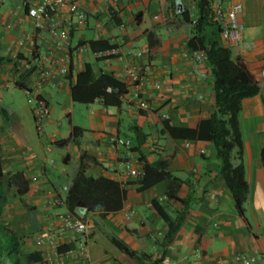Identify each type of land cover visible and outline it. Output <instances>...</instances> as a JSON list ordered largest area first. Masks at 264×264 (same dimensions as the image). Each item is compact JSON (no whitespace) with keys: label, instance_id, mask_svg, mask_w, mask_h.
<instances>
[{"label":"crops","instance_id":"crops-1","mask_svg":"<svg viewBox=\"0 0 264 264\" xmlns=\"http://www.w3.org/2000/svg\"><path fill=\"white\" fill-rule=\"evenodd\" d=\"M43 1L0 0L1 170L5 176L22 172L28 181L23 195L7 192L0 216L13 231L28 234L11 256L0 250V264H146L160 258L162 264H232L238 253L264 259V65L259 93L242 100L239 114L248 226L207 137L215 91L207 59L193 55L204 51L194 47L195 39L189 42L195 0H71L86 13L81 24L66 8L36 21L28 10ZM217 1L224 8L241 3L243 36L255 47L230 46L212 26L207 37L218 38L232 57L264 62V0ZM54 22L69 29L68 39L53 49L55 56L69 54V73L55 74L38 89L49 114L37 132L34 96L26 90L36 87L35 64L53 47L48 30ZM148 32L158 45H149ZM86 66L89 74L78 84ZM127 66L140 71L137 86L126 81ZM106 76L122 85L119 93H111ZM74 90L88 99L76 100ZM142 100L149 109L139 107ZM110 136L130 146L115 147ZM127 161L143 169L141 180L128 174ZM80 171L115 181L124 192L122 206L109 212L70 207L65 199ZM164 173L175 180L168 183ZM54 211L87 223L83 245L70 232L54 244L36 243L55 229ZM113 237L141 260L124 254Z\"/></svg>","mask_w":264,"mask_h":264},{"label":"trees","instance_id":"trees-1","mask_svg":"<svg viewBox=\"0 0 264 264\" xmlns=\"http://www.w3.org/2000/svg\"><path fill=\"white\" fill-rule=\"evenodd\" d=\"M197 7L196 22L192 24V36L189 40L206 54V59L211 67L215 91V109L206 121L208 138L214 144L216 157L219 160V172L224 178L234 199L238 215L249 226L244 214V202L248 194V184L245 179L243 155V142L239 127V114L241 102L244 98L257 95L260 91V80L263 61L249 62L241 55L231 56L230 50L223 46L218 38L207 37L206 27H215V33L221 31L217 21L213 19L212 8L209 0H195ZM153 32L147 33L149 45H158L159 40ZM89 67L78 75L77 83L87 78ZM106 82L113 88L112 94L119 93L122 85L116 80L105 77ZM103 94V93H102ZM92 95V94H91ZM73 96L76 100H85L82 95L77 97L75 90ZM203 123L200 124V128ZM75 131V130H74ZM234 150L238 163L234 164ZM261 161L264 166V143L261 149ZM164 176L171 183L175 180L168 173ZM11 190L16 195H23L28 190V181L22 172H15L5 176L1 170L0 160V216L7 201V192ZM123 190L119 185L108 178L85 177L80 171L66 196L67 204L72 208H81L84 212L103 210L109 212L122 206ZM170 197H175L173 191H168ZM177 225L170 227L164 237V242L169 241L176 232ZM28 231H13L7 224L0 222V250L7 256L18 251L21 239ZM113 243L128 257L141 260L136 251L130 249L123 241L112 238ZM146 264H162L161 258Z\"/></svg>","mask_w":264,"mask_h":264},{"label":"built area","instance_id":"built-area-1","mask_svg":"<svg viewBox=\"0 0 264 264\" xmlns=\"http://www.w3.org/2000/svg\"><path fill=\"white\" fill-rule=\"evenodd\" d=\"M213 19L217 21L221 27L220 36L227 44L233 47H239L242 49H252L255 47V43L246 41L244 39V25L239 20V14L242 11V5L239 1L232 3L229 7L224 8L217 0H209ZM66 8L71 18H73L76 24H81L86 18L84 9L76 2L71 0H45L40 5L30 8L28 15L34 18L36 21H41L48 17L49 14H56L60 10ZM196 22V16L192 17L191 23ZM49 35L52 38L53 47L40 60L35 64V72L37 75L36 87L26 92L32 96V114L37 132H42L44 127V119L49 114V108L44 99H42L38 92V89L48 80V78L59 74L60 76H67L69 73L70 57L69 54L61 56L53 55V49L59 48L60 44L68 39L69 29L67 26L62 25L59 22L51 23L49 27ZM194 58L198 61L206 60V54L204 52H194ZM126 81L134 86H137L138 82L142 79V75L139 70L134 66H127L126 68ZM139 107L142 109H149V104L142 100L139 102ZM109 142L115 147L130 146V141L120 136H110ZM125 167L130 176L136 180H141L144 176L143 169H136L132 167L127 161ZM125 186L126 184H122ZM52 216L56 222L55 229L47 231L45 236H37L36 243L41 244L45 240L51 244H54L59 238L67 232H70L73 236L78 238L83 245L87 239V223L81 218L74 217L66 212L54 211ZM232 264H264V259L259 260L255 256L246 255L244 253H238L234 257Z\"/></svg>","mask_w":264,"mask_h":264},{"label":"rangeland","instance_id":"rangeland-1","mask_svg":"<svg viewBox=\"0 0 264 264\" xmlns=\"http://www.w3.org/2000/svg\"><path fill=\"white\" fill-rule=\"evenodd\" d=\"M32 105H33V103H32Z\"/></svg>","mask_w":264,"mask_h":264}]
</instances>
